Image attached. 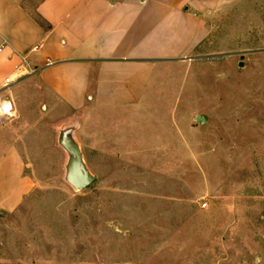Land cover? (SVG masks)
<instances>
[{
  "label": "rangeland",
  "instance_id": "1",
  "mask_svg": "<svg viewBox=\"0 0 264 264\" xmlns=\"http://www.w3.org/2000/svg\"><path fill=\"white\" fill-rule=\"evenodd\" d=\"M182 2L208 35L146 111L43 118L24 137L34 187L0 212V264H264V0ZM65 131L97 177L86 189Z\"/></svg>",
  "mask_w": 264,
  "mask_h": 264
},
{
  "label": "crops",
  "instance_id": "2",
  "mask_svg": "<svg viewBox=\"0 0 264 264\" xmlns=\"http://www.w3.org/2000/svg\"><path fill=\"white\" fill-rule=\"evenodd\" d=\"M207 35L206 20L182 0H0L7 45L0 96L20 66L35 70L8 91L16 118L0 126V212L16 210L34 187L24 173V137L37 135L43 118L146 111L159 75L184 63ZM20 88L39 96L38 104L25 111Z\"/></svg>",
  "mask_w": 264,
  "mask_h": 264
},
{
  "label": "water",
  "instance_id": "3",
  "mask_svg": "<svg viewBox=\"0 0 264 264\" xmlns=\"http://www.w3.org/2000/svg\"><path fill=\"white\" fill-rule=\"evenodd\" d=\"M198 121L205 122V119L198 118ZM67 133V131L62 133L61 143L72 155L68 165V181L76 189H86L96 181L97 177L90 175L87 171L81 149L69 138Z\"/></svg>",
  "mask_w": 264,
  "mask_h": 264
},
{
  "label": "built area",
  "instance_id": "4",
  "mask_svg": "<svg viewBox=\"0 0 264 264\" xmlns=\"http://www.w3.org/2000/svg\"><path fill=\"white\" fill-rule=\"evenodd\" d=\"M6 46L7 45L4 42L0 43V53H2L6 49ZM34 72L35 70H29L26 66L22 65L18 68L13 76L5 79L4 87L1 89V91L5 93L0 96V123H5L15 118V111L11 101L10 93H8V91L23 77L29 74H33Z\"/></svg>",
  "mask_w": 264,
  "mask_h": 264
},
{
  "label": "bare ground",
  "instance_id": "5",
  "mask_svg": "<svg viewBox=\"0 0 264 264\" xmlns=\"http://www.w3.org/2000/svg\"><path fill=\"white\" fill-rule=\"evenodd\" d=\"M7 106H9V105H7Z\"/></svg>",
  "mask_w": 264,
  "mask_h": 264
}]
</instances>
